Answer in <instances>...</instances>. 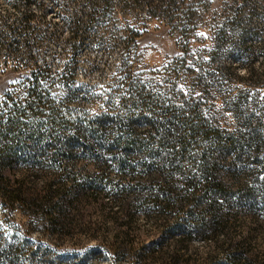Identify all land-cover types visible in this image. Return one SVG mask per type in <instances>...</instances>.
Returning a JSON list of instances; mask_svg holds the SVG:
<instances>
[{
	"label": "trees",
	"instance_id": "obj_1",
	"mask_svg": "<svg viewBox=\"0 0 264 264\" xmlns=\"http://www.w3.org/2000/svg\"><path fill=\"white\" fill-rule=\"evenodd\" d=\"M80 1L62 0L53 26L42 0H0V63L19 72L0 93V210L70 239L50 247L0 229V264H264V247L236 236L264 227V0ZM152 22L178 36L164 82L136 71ZM63 31L60 67L23 56ZM98 46L117 60L101 92L76 78L79 51ZM86 204L112 237L83 223ZM191 243L204 252L194 262L182 260Z\"/></svg>",
	"mask_w": 264,
	"mask_h": 264
},
{
	"label": "rangeland",
	"instance_id": "obj_2",
	"mask_svg": "<svg viewBox=\"0 0 264 264\" xmlns=\"http://www.w3.org/2000/svg\"><path fill=\"white\" fill-rule=\"evenodd\" d=\"M234 0H213V9H224L229 7ZM44 7L46 8V17L45 21L48 25L58 26L61 23L60 18L57 16L56 12L59 8V5L62 3V0H42ZM81 5L80 0H75V2H68L67 8L70 9H79ZM5 9V10H3ZM6 6L0 9L1 13H6ZM32 12H35L36 16L33 20L34 24H37L40 19V12L36 11L34 5L29 8ZM260 19L255 18L254 24L258 25ZM18 33L9 35L10 38L16 39L19 42V45H16L17 48L21 47V41L24 36V32L17 30ZM67 37L66 31L60 32L57 35V38L50 39L47 41V45H50L49 48L46 47V43L43 46H34L32 45L23 53L25 57H33V60L42 62L46 60L51 65L55 67H60V65L68 60V54L64 56L61 54V48L64 47L65 39ZM178 36L173 34L167 27L160 25L158 22H152L151 27L147 33L142 35L137 40V49L139 53L138 63L136 64L137 72L141 74V78L146 81H157L164 82L161 73L163 67L168 63L172 62L177 56L181 54L179 45L177 43ZM50 44H49V43ZM253 48L256 49V44L254 40L252 41ZM211 42L206 41L204 43L194 42V47L210 46ZM15 46V45H14ZM21 50V48H20ZM1 58V57H0ZM262 55L257 54L255 59L252 62L254 68L262 66ZM1 61V60H0ZM116 52L112 51L108 55L104 54V47L98 46L93 51L87 50L86 47H83L78 53V70L76 71V78L78 83H87V85L93 84L98 89L97 91H106L104 89L105 84L110 80L112 73V68L108 67V64L116 63ZM91 64H97L99 69L89 73V66ZM225 64L228 65L229 62L226 59ZM11 65L9 64L6 68L0 63V93L8 88L9 84L17 79L19 72L11 70ZM27 73V71H22ZM21 73V72H20ZM23 73V74H24ZM218 107L221 105L220 101L216 102ZM227 115V114H225ZM226 117V116H225ZM228 117V116H227ZM222 124L232 125L233 120L231 117H228L225 120L221 119ZM232 128L234 126H231ZM24 189L26 192L31 191V183L27 180L25 181ZM93 199V198H85ZM84 214V222L89 226L95 227L98 226L104 232L103 234L107 235V238L112 237L114 233V227L110 223H106L103 220V214L100 210L93 204H86L83 209H81ZM78 223H81L79 218ZM142 223L141 220L138 221ZM82 224V223H81ZM252 228V227H251ZM0 229L5 232V236L9 241H14L13 235L17 237L26 236L31 243H41L48 245L50 247H55V244L66 247L70 244V239L68 237L57 238L51 234L44 232L43 229L39 228L35 224L33 216L23 214L19 209L14 210L12 213L6 212L3 213L0 210ZM250 236L252 238V243L258 245L259 247H264V227L262 228H252L248 231V228L244 229L241 232H237V237L242 238L245 236ZM94 241H91V244ZM197 245L194 243L190 244L189 250L182 255V260L196 261L200 255H204L203 249L199 247L196 249ZM62 249V248H61ZM17 264H28L26 261H21ZM101 264H113L110 260H106Z\"/></svg>",
	"mask_w": 264,
	"mask_h": 264
},
{
	"label": "snow or ice",
	"instance_id": "obj_3",
	"mask_svg": "<svg viewBox=\"0 0 264 264\" xmlns=\"http://www.w3.org/2000/svg\"><path fill=\"white\" fill-rule=\"evenodd\" d=\"M200 35H203L202 33Z\"/></svg>",
	"mask_w": 264,
	"mask_h": 264
}]
</instances>
